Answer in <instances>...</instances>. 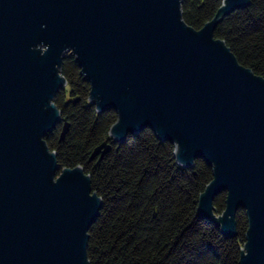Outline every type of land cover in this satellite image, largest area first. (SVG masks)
<instances>
[{"label": "water", "instance_id": "95a60500", "mask_svg": "<svg viewBox=\"0 0 264 264\" xmlns=\"http://www.w3.org/2000/svg\"><path fill=\"white\" fill-rule=\"evenodd\" d=\"M182 1L0 0V264H90L103 200L82 166L61 170L45 140L63 121L54 98L68 85L69 53L97 111L118 112L111 139L151 127L176 145L181 166L198 157L213 166L198 211L235 237L245 208L239 264H264V78L215 36L251 0H223L199 30L185 22ZM68 130L65 120L62 140ZM111 147L103 142L91 159Z\"/></svg>", "mask_w": 264, "mask_h": 264}, {"label": "trees", "instance_id": "16d2710c", "mask_svg": "<svg viewBox=\"0 0 264 264\" xmlns=\"http://www.w3.org/2000/svg\"><path fill=\"white\" fill-rule=\"evenodd\" d=\"M222 4L223 0H183V18L199 30ZM215 36L226 42L240 64L264 78V0H251L246 8L224 17ZM61 74L68 85L54 103L63 121L45 140L57 152L61 170L82 166L103 200L89 229L90 264H239L249 224L246 209L237 211L235 237L226 236L198 211L200 194L213 179V166L202 157L192 167L181 166L176 145L151 127L123 142L111 139L118 112L97 111L90 100L91 85L73 54L64 57ZM65 120L69 130L62 140ZM107 140L111 150L92 160L95 148ZM226 198L223 191L214 200L219 213Z\"/></svg>", "mask_w": 264, "mask_h": 264}]
</instances>
